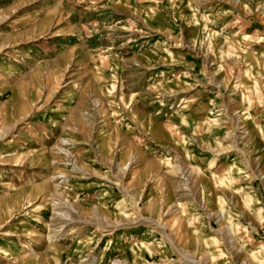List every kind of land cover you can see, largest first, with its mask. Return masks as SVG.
Instances as JSON below:
<instances>
[{
	"label": "rangeland",
	"instance_id": "1",
	"mask_svg": "<svg viewBox=\"0 0 264 264\" xmlns=\"http://www.w3.org/2000/svg\"><path fill=\"white\" fill-rule=\"evenodd\" d=\"M0 264H264V0H0Z\"/></svg>",
	"mask_w": 264,
	"mask_h": 264
}]
</instances>
